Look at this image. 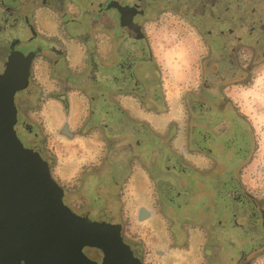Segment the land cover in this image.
Listing matches in <instances>:
<instances>
[{"label": "rangeland", "instance_id": "374dc122", "mask_svg": "<svg viewBox=\"0 0 264 264\" xmlns=\"http://www.w3.org/2000/svg\"><path fill=\"white\" fill-rule=\"evenodd\" d=\"M0 1L11 10L17 8L16 0ZM56 8L61 10L63 6L56 4ZM61 14L62 21H66L67 16L63 12ZM0 19V40L15 37L18 29L16 14L10 11ZM9 24L13 25L11 30L5 28ZM106 24L109 26L110 22ZM43 25L52 35H60L49 21H43ZM200 30L206 31L207 28ZM147 34L160 64L161 82L166 84L170 95L171 115L179 117L186 109L183 123L163 127L168 121L166 115H162L159 117L164 119L159 120L161 130L153 131L143 121L129 118L131 114L125 113L123 107L117 108L113 100L127 97L142 104L144 109L161 111L158 108L160 105L150 106L143 91L150 86L147 78L149 66L138 65L137 50L134 51L135 45L129 42L121 41L118 49L114 48L113 53L108 51L107 56L100 59L95 57L91 42H86L89 52L87 65L71 67V74H63L58 69L54 71L56 79L63 80L65 87L71 91L94 95L89 104L82 106L92 115L88 124L77 123L81 107L72 106L71 133L87 141V146L89 136L92 140L99 138L106 147L105 152L118 144L128 145L129 148L117 151L126 150L122 154L113 152L105 155L108 162L119 168L116 167L118 171L105 162L102 155L98 177H89L93 173L77 169L81 163L75 167L77 162L74 161L82 158L85 147L64 146L68 141L57 133L58 124L51 120L50 134L45 135V156L54 176L73 192L75 206H80L75 209L76 212L91 221L123 224L127 237L141 243L143 250H148L153 256L156 251L164 253L172 249L167 258L154 257L155 264H204L200 248L218 244L211 247L213 253H217V249H223L222 243L231 244L236 241L234 237L241 238L244 233L243 227L240 233L232 231L229 219L238 215L231 212L237 211L231 205L237 197H242L241 191L264 194V64L251 75L230 74L229 54L207 57L205 44L198 39L194 29L168 14L148 24ZM28 46L35 47L33 42ZM70 49L76 54L80 50L79 44ZM38 51L50 63L61 61L44 49ZM6 52L5 43H0V73L7 61ZM236 60L241 66L247 62L242 57ZM75 75L83 79L82 86L77 85L79 88L73 85ZM42 76L45 77V74ZM28 84L15 94L17 106L21 100L25 103L21 106L24 112L18 110L14 128L22 130L24 147L41 152L43 139L34 122V101L29 103L25 97L35 95V89L30 82ZM204 85L211 94L202 88ZM218 90L231 101L236 112L249 120L254 132L251 136L252 148L251 143L246 141L240 151L233 131L229 132L227 144L222 145V149L218 148L223 138L220 133H226L227 123L235 119V116L225 119L213 108L216 101L219 103L221 100ZM212 94L219 97L215 98ZM155 99L160 102L159 94L155 95ZM54 107H49L46 115L53 116L51 118L56 115L57 120H62L65 113L59 105ZM122 112L125 114L122 115ZM116 113L118 115L113 116ZM24 114L31 120L26 121ZM217 122H220L217 125L219 128L214 130ZM179 126L184 141L181 149L176 150L170 141ZM242 126L246 127L244 123ZM90 129L93 132L86 135ZM100 175L102 178H99ZM95 183L98 186L93 188ZM142 210L149 215L140 218ZM217 233L220 237L216 236ZM210 264H218V261L211 260ZM253 264H264V259L262 256L256 258Z\"/></svg>", "mask_w": 264, "mask_h": 264}, {"label": "flooded vegetation", "instance_id": "af4514ba", "mask_svg": "<svg viewBox=\"0 0 264 264\" xmlns=\"http://www.w3.org/2000/svg\"><path fill=\"white\" fill-rule=\"evenodd\" d=\"M16 1L17 8L15 10L9 9L0 1V18L12 11L18 19V29L15 31V37L7 39L8 41L0 40V43H5L7 47L6 57L9 56L12 50L20 52L24 56L32 54L28 83L30 82L33 85L35 95L28 94L25 97L29 103L34 101L33 108L39 114L41 113L39 107L48 100V97L59 101L63 105L66 104L67 96L71 90L65 87L63 80L56 79L54 71L58 69L63 74H71L69 70L74 66L71 62L72 51L70 48L77 44H79L81 52V61L77 65H87L88 63L87 53L89 52L85 47L86 42H91L92 51L95 57L99 59L106 57L108 51L113 53L114 48L115 50L118 49L121 41L135 45L134 51L137 50L138 65L140 67L143 64L148 65L147 78L150 85L160 87L162 85L161 68L154 56L153 46L147 34V26L153 20L166 14L194 29L198 39L205 44L207 57L212 55L218 57L224 55V53L229 54L228 57L231 58L230 63H228L231 66L230 74L251 75L264 64V0ZM30 1L32 7H30ZM56 4H61L63 8L58 10ZM123 8L127 10L134 9L135 11L129 17V14L122 10ZM62 12L68 18L66 21L61 19ZM123 18H129L135 29L130 30L127 27H122ZM43 21H49L57 28L60 35L57 37L52 35L48 29H44ZM107 21L110 22L109 26L106 24ZM12 27L13 25L9 24L5 28L11 30ZM199 27H205L207 30H200ZM1 32L0 29V34ZM31 42L34 43L35 47L28 46V43L31 44ZM37 47L38 49H44L51 56L60 58L61 61L53 60L50 63L47 57L40 54ZM239 57L245 58L247 61L243 66L236 60ZM44 74L45 77L42 76ZM85 76H87V73ZM202 88L211 94L208 87L204 85ZM192 93L194 94L195 91ZM218 95L221 100L219 103L216 101L213 108L223 114L225 119L235 116L233 121L227 123V132H219L223 135V138L219 141L218 148L222 149V145L227 144L230 131L235 132V144L240 151L247 142L251 143L252 148L251 136L254 132L249 120L241 116L238 111L236 112L231 101L222 93L220 94V91ZM218 95L213 96L216 98L219 97ZM34 96H36L35 99ZM18 103L17 106L15 102L17 120L18 110L20 109L21 113L24 112L21 106L25 102L21 100ZM184 113L186 114V109ZM24 116L26 121L31 120L28 115L24 114ZM218 123L220 122L215 124L214 130L218 127ZM243 123L246 127L242 126ZM15 131L20 141L25 139L21 129L15 128ZM59 133L65 136L68 134L64 128H61ZM43 145L45 146V141ZM44 146L41 152L38 149H35V151L47 162L52 178L63 189L62 200L64 205L73 213L86 217L75 211L80 206H75V199L72 197L73 192L54 176L50 163L45 156L46 147ZM239 186L241 187V184ZM93 188L95 187L93 186ZM241 193L242 197H237L234 204L231 205L234 210H237L231 212L238 215H235V218L229 217V219L232 231H237V233L239 231L240 233V228L243 227L245 229L244 233L241 238L239 236L234 237L236 241L231 244L228 242L222 243L223 249L221 251L217 249V253H213L214 249L212 250L211 247H217L218 244H207L206 247L200 248L204 264H210L211 260L214 259L218 261V264H253L256 258L262 256L264 259V194H249L245 191H241ZM144 212L141 211L140 218H144ZM243 224L244 226H242ZM120 225L123 241L142 264H155L154 257H169L167 255L172 249L166 250L164 253L156 251L154 256L148 250L146 252V250H143L141 243L127 237L123 224ZM216 229L218 228L216 227ZM216 236L220 237V234L217 233ZM82 251L90 260L97 264L101 263L102 254L100 251L87 247ZM209 257L211 260L208 259Z\"/></svg>", "mask_w": 264, "mask_h": 264}, {"label": "water", "instance_id": "95a60500", "mask_svg": "<svg viewBox=\"0 0 264 264\" xmlns=\"http://www.w3.org/2000/svg\"><path fill=\"white\" fill-rule=\"evenodd\" d=\"M122 27L135 29L129 18ZM31 61L32 54L12 50L0 73V264H97L86 247L101 252L100 264H142L119 222L91 221L64 205L47 162L18 138L14 99L28 85Z\"/></svg>", "mask_w": 264, "mask_h": 264}, {"label": "crops", "instance_id": "0c3cea01", "mask_svg": "<svg viewBox=\"0 0 264 264\" xmlns=\"http://www.w3.org/2000/svg\"><path fill=\"white\" fill-rule=\"evenodd\" d=\"M73 48V46L71 47ZM72 51V55H71V62L73 64V66L75 67L80 61H81V52L80 50L76 51V54ZM75 74H79L77 72H75ZM178 76V73H176ZM82 77H79V75H75L74 76V86L80 85L82 86ZM163 80V78H162ZM162 83V82H161ZM76 88H79L78 86ZM144 93L146 94V98L147 100H149L150 106L152 105L153 107H157L158 105H160L158 108H161V111H153L152 109H144L143 105L138 103L136 100H132L131 98L128 99L127 97H124V100L122 97L118 98V97H114L115 100H113V103L117 104V108H124V112L125 113H130L131 115L129 116L134 118V119H139L141 121H143L144 123H146L153 131H157V130H161V125L159 120H164V119H160L159 117L162 115H166L167 117V123L164 122L163 127H165L167 124V126H169L172 123H177L178 125L182 124L184 119H185V113H183L181 111V115H179V117H172V111L170 110V103L168 102V100L170 99V95L168 94V90H167V86L166 84L162 83V85H160V87H154L152 85L148 86L147 88L143 89ZM80 93V94H79ZM78 94L75 92V90L70 91L69 95L67 96V102L65 105H63L62 103H60L57 100H47L46 102H43L41 104V106L39 107L40 109V114L36 113L35 111V123H36V127L38 129V131L41 132L42 134V139H43V144L45 141V135H48L50 133L49 129L52 127L51 126V120L53 122H56L58 124V134L63 137V139L65 141H68V143H64L63 141H61V143H64V146H68L71 147L72 145L75 147L76 145H78L79 147L83 146L85 147V151H84V155L82 156V158L74 160L77 162V164H75V167L77 165H79L81 163V167H78L77 169L79 170H84V171H91L93 173V175H89V177H98V165L101 164V159L100 157L103 155L105 157V155H110L114 152V154H122L124 153L126 150H128L129 146L128 145H113L114 147H109V149H107V151L105 152V146L102 143L101 140H99V138H93V140L91 139V136L88 137V142L89 145L87 146V141H82L81 137H76V135H72L71 133V128H70V111L72 106H74V104H76L77 108H80V113H79V120H77V123H81V125H86L88 124V121L91 119V114L88 113V111L86 109H83L82 106H85L87 104H89L92 101V98H94V95L91 93L89 96L85 95L84 93L79 92ZM159 94V101L157 102L155 99V95ZM123 101V102H122ZM57 104L59 105V107L63 110L64 114V118H62V120H57L56 115L54 116V118H51L53 116H48V114L46 115V112L48 113L49 107H54V105ZM109 105H111V103H109ZM122 108V109H123ZM116 109V108H115ZM182 110V108H180ZM115 111H113L114 113ZM122 112V115H124L125 113ZM56 113V112H54ZM83 114V115H82ZM144 114H147L148 116H145ZM81 115V117H80ZM118 115V113L114 114L113 116ZM77 123H75L76 127L78 126ZM53 125V124H52ZM72 125V124H71ZM61 128L64 130H66L68 132V134L65 135H61L59 133V131L61 130ZM93 132L91 129L86 132V135ZM95 132H98L97 130H95ZM100 132V131H99ZM90 139V140H89ZM183 141H184V137L182 134V129L178 128V130H176V134L173 136L172 141H170V145L174 148V149H181V147L183 146ZM85 144V146H84ZM44 146V145H43ZM46 147V144L45 146ZM126 148V150L124 151H119L117 152L119 149H123ZM108 148V147H107ZM113 148V149H112ZM47 149V147H46ZM116 152V153H115ZM106 153V154H105ZM105 162L109 163L111 166H114L116 171L117 170V166L113 165L112 162H108L106 160L105 157ZM117 167V168H116ZM119 169V168H118ZM78 171V170H77ZM71 175V174H70ZM102 175H100L99 178ZM94 187L98 186V183L93 184ZM144 216L146 215V217L149 215V212H147L146 210H144ZM146 213V214H145Z\"/></svg>", "mask_w": 264, "mask_h": 264}]
</instances>
